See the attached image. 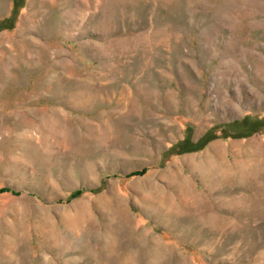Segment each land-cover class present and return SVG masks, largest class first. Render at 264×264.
I'll list each match as a JSON object with an SVG mask.
<instances>
[{
	"label": "rangeland",
	"instance_id": "374dc122",
	"mask_svg": "<svg viewBox=\"0 0 264 264\" xmlns=\"http://www.w3.org/2000/svg\"><path fill=\"white\" fill-rule=\"evenodd\" d=\"M0 264H264V0H0Z\"/></svg>",
	"mask_w": 264,
	"mask_h": 264
},
{
	"label": "bare ground",
	"instance_id": "6f19581e",
	"mask_svg": "<svg viewBox=\"0 0 264 264\" xmlns=\"http://www.w3.org/2000/svg\"><path fill=\"white\" fill-rule=\"evenodd\" d=\"M257 142V141H256ZM249 144V143H248ZM261 144V143H260ZM238 145L236 143H230L229 145H223L222 143L220 142H217V143H213L210 147V151H206L205 153H202L201 155H197L195 156V158L193 159L194 162H192V167H193V170L196 172H199L201 174H207V172H209L211 170V167H213V163H214V159L216 158V154H218V156L221 155V153L223 154V152L225 150H232V149H235L234 147ZM256 146V145H255ZM260 146V145H259ZM252 147V146H251ZM249 147V148H251ZM262 147V146H261ZM248 148V147H247ZM259 149V148H258ZM237 150V149H235ZM249 150V149H248ZM257 150V149H256ZM253 149H251V153L254 155L258 154L259 152L256 151ZM263 151V150H262ZM243 152V151H242ZM249 152V151H248ZM251 153H248V155ZM263 153V152H262ZM247 155V154H246ZM254 155V156H255ZM223 156V155H222ZM261 156V155H260ZM225 157V156H224ZM257 157V156H256ZM262 157V156H261ZM191 158V157H190ZM193 158V157H192ZM218 158V157H217ZM220 158V157H219ZM223 158V157H222ZM246 159V158H244ZM258 159H259V156H258ZM191 160V159H190ZM220 160V159H219ZM225 160V159H224ZM240 160V159H239ZM216 161V160H215ZM256 161V160H255ZM259 161V160H258ZM237 162V161H236ZM242 162H244V160H242ZM246 162V161H245ZM244 162V165L246 164ZM216 163V162H215ZM225 163V161H224ZM222 164V163H221ZM249 164V163H248ZM247 164V165H248ZM218 165V164H217ZM216 165V166H217ZM228 165V164H227ZM241 166V165H239ZM215 168V167H214ZM219 168V167H218ZM245 168H248V167H245ZM213 169V168H212ZM252 169V168H251ZM215 172V171H214ZM213 172V173H214ZM214 175V174H213ZM207 176V175H206ZM210 176V175H209ZM205 177V176H204Z\"/></svg>",
	"mask_w": 264,
	"mask_h": 264
},
{
	"label": "trees",
	"instance_id": "16d2710c",
	"mask_svg": "<svg viewBox=\"0 0 264 264\" xmlns=\"http://www.w3.org/2000/svg\"><path fill=\"white\" fill-rule=\"evenodd\" d=\"M134 173H135V172H134ZM76 193H77V194H80V193H81V191H80V190H78V191H76Z\"/></svg>",
	"mask_w": 264,
	"mask_h": 264
}]
</instances>
